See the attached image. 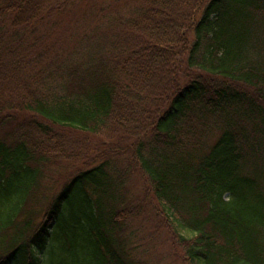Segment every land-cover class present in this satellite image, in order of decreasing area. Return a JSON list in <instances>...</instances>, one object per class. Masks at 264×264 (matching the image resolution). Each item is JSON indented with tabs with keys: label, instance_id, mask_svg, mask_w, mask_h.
I'll use <instances>...</instances> for the list:
<instances>
[{
	"label": "trees",
	"instance_id": "1",
	"mask_svg": "<svg viewBox=\"0 0 264 264\" xmlns=\"http://www.w3.org/2000/svg\"><path fill=\"white\" fill-rule=\"evenodd\" d=\"M55 128L130 157L38 219L44 165L71 158ZM132 168L187 264H264V0H0V264H142L113 194Z\"/></svg>",
	"mask_w": 264,
	"mask_h": 264
},
{
	"label": "rangeland",
	"instance_id": "2",
	"mask_svg": "<svg viewBox=\"0 0 264 264\" xmlns=\"http://www.w3.org/2000/svg\"><path fill=\"white\" fill-rule=\"evenodd\" d=\"M29 116L28 112L22 113L19 123L30 120ZM54 130L59 136V144L66 150L68 158H71H50L53 161L44 165L41 193L37 200L31 202L32 213L38 219L41 217L40 213L42 214L48 207L63 186L79 171L89 169L105 160L122 167L124 161L130 157V153L125 152L124 144L122 147L112 146L115 141L106 136L66 128ZM27 132L34 136V139H29L31 141L45 140V136L38 134L33 127ZM207 135L210 136L211 131L205 136ZM129 170L122 184L115 186L117 197L116 192L113 194L118 201L121 200V203H118L121 205L120 209H127L124 214H129L127 217L129 219L122 224L124 235L128 239L134 237L133 242L137 245L134 249L135 258L142 264H187L182 249L177 251L176 246H173L172 231L170 226H167L163 207L154 196L148 178L140 168ZM129 206L135 207L133 216L129 213L133 208H128Z\"/></svg>",
	"mask_w": 264,
	"mask_h": 264
}]
</instances>
